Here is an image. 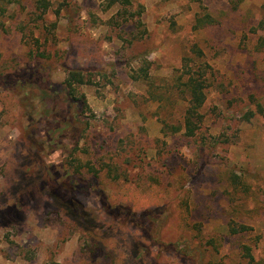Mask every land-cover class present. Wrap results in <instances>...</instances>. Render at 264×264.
Segmentation results:
<instances>
[{"label":"rangeland","instance_id":"1","mask_svg":"<svg viewBox=\"0 0 264 264\" xmlns=\"http://www.w3.org/2000/svg\"><path fill=\"white\" fill-rule=\"evenodd\" d=\"M48 1L43 15L36 0H21L0 17V75L30 74L22 90L0 79V93L18 102L5 110L0 101V264H239L243 246L264 264V53L254 31L264 0H133L146 30L139 41L131 26L110 23L120 8L107 9V0ZM200 5L219 23L194 32ZM194 44L211 81L201 129L188 138V102L167 83ZM143 59L152 64L158 99L130 78ZM67 69L95 74L96 85L78 89L87 102L80 117L50 89ZM72 162L84 166V185L71 196L86 221L50 197L73 178ZM126 178L166 195L147 217L155 237L161 233L157 245L136 232L131 204L118 206L117 183ZM182 192L197 227L183 236L172 228ZM13 207L18 218L6 212ZM232 224L249 230L233 235ZM90 232L112 244L96 251Z\"/></svg>","mask_w":264,"mask_h":264},{"label":"trees","instance_id":"2","mask_svg":"<svg viewBox=\"0 0 264 264\" xmlns=\"http://www.w3.org/2000/svg\"><path fill=\"white\" fill-rule=\"evenodd\" d=\"M21 0H0V17H3L10 5L19 4ZM37 9L41 14H45L50 8V2L48 0H36ZM133 0H107V9H112L113 7H119L118 13L110 21L115 26H131L136 34L133 36V41L142 40L145 36L146 30H141L143 23L138 17L140 14H134L131 12L133 8ZM201 11L196 14L194 23L192 26V31H199L209 26L218 24L219 21L211 14L209 9L200 5ZM236 7H234V10ZM138 17V18H136ZM257 33H260L257 41V49L264 53V15L262 16L257 28L255 30ZM132 44V41L130 42ZM31 54V53H30ZM141 64L138 68L132 69L130 73V78L135 82H142L148 86L152 92V97L159 98L161 94L157 93V87H155L154 76H152V64L147 59L140 61ZM210 66L204 61V52L196 44L188 47L187 54L184 55L180 69L176 70V73L173 76V81L171 80L167 83V86L172 90L179 92V97H184V100L188 102V109L184 115V136L188 138L195 137L201 129L203 123L204 114L202 110L207 101V90L210 86L211 73L209 72ZM22 72V73H20ZM28 71L22 68L14 73H7L5 76L0 75L3 85L6 87H11L10 89H25L24 85L27 82L29 75L27 76ZM36 73V68L32 70V75ZM210 74V75H209ZM94 73L90 71H85L83 69H67L66 76L64 81L61 84L56 86H51L57 94H62L63 99L69 103V108L73 112V116L80 117L83 115L87 109L86 98L83 94L78 96V89L82 86L96 85L94 80ZM27 76V77H26ZM9 85V86H7ZM153 89L155 93L153 94ZM0 101L4 104L5 110L16 108L18 106L16 96L8 94L7 90H4L0 93ZM254 116V113L251 112L246 117V121H249L251 117ZM74 162H78L77 158L73 159ZM72 162L69 164L70 168L73 169V178H71L68 184L57 183L55 190L50 195L53 205L58 209L64 210L68 215L75 216L78 219H83L88 214L84 211L78 209V200L72 197V194L77 193L78 189L82 188L84 185L81 178V171L84 166L78 165L75 166ZM87 167V166H86ZM89 171H93L95 175H98L101 170H96L94 168H89ZM111 171V170H110ZM120 175L118 174L117 177ZM120 181V178H117ZM231 182L234 187H237L241 184V176L236 173L234 177H231ZM158 186L152 183H137L127 178L123 182L117 183V192L116 196L119 199H122L118 206H124L125 202L131 204L127 209L130 222L135 226L136 232H139L142 236H145L147 242H152L153 244L160 243V236L156 238L155 233L157 228L150 222H147V217L149 216V211L152 208L156 209L157 204H162L165 201L166 195L158 191ZM33 194L32 191L28 193V196ZM70 195V196H69ZM190 194L188 192L181 193L176 203L177 211V222L172 227L179 235L187 234L188 232H193L197 230L196 225L192 222L191 219V209H190ZM105 206H110L109 204H104ZM125 208V207H124ZM16 208L7 209L6 212L9 216L18 218L20 213H17ZM112 210V206L109 209V213ZM230 233L235 235L238 233H244L249 230V228L243 224L240 225H231ZM84 230H87L85 228ZM91 239L94 242L96 251L105 250L107 245L112 244L111 241H108L107 245L101 238L96 236L93 232H90ZM155 237V238H154ZM196 236L188 237L189 242H192ZM163 242V240H162ZM156 244V245H157ZM159 247H161L159 245ZM133 254H130V259L134 258ZM208 264H223L222 262H209ZM239 264H260L256 261L252 249L248 246H243L241 261Z\"/></svg>","mask_w":264,"mask_h":264}]
</instances>
